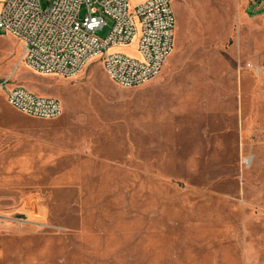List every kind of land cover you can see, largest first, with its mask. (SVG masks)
I'll return each instance as SVG.
<instances>
[{
	"label": "rangeland",
	"instance_id": "rangeland-1",
	"mask_svg": "<svg viewBox=\"0 0 264 264\" xmlns=\"http://www.w3.org/2000/svg\"><path fill=\"white\" fill-rule=\"evenodd\" d=\"M173 5L174 50L131 88L99 61L37 74L0 33V82L64 108L0 91V264H264V0Z\"/></svg>",
	"mask_w": 264,
	"mask_h": 264
},
{
	"label": "built area",
	"instance_id": "built-area-1",
	"mask_svg": "<svg viewBox=\"0 0 264 264\" xmlns=\"http://www.w3.org/2000/svg\"><path fill=\"white\" fill-rule=\"evenodd\" d=\"M176 24L173 0H5L0 7V33L21 41L22 61L31 71L74 77L99 61L114 83L127 88L161 74L174 50ZM132 44L137 55L111 51ZM0 91L29 116L63 114L60 99L12 84L10 78L0 82Z\"/></svg>",
	"mask_w": 264,
	"mask_h": 264
},
{
	"label": "crops",
	"instance_id": "crops-1",
	"mask_svg": "<svg viewBox=\"0 0 264 264\" xmlns=\"http://www.w3.org/2000/svg\"><path fill=\"white\" fill-rule=\"evenodd\" d=\"M146 0H135V1H131L133 4H138V3H141V2H144Z\"/></svg>",
	"mask_w": 264,
	"mask_h": 264
}]
</instances>
